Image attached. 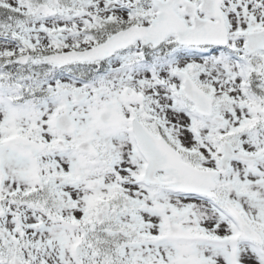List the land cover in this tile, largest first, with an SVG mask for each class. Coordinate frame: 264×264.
Here are the masks:
<instances>
[{
  "label": "snow or ice",
  "instance_id": "1",
  "mask_svg": "<svg viewBox=\"0 0 264 264\" xmlns=\"http://www.w3.org/2000/svg\"><path fill=\"white\" fill-rule=\"evenodd\" d=\"M0 264H264V0H0Z\"/></svg>",
  "mask_w": 264,
  "mask_h": 264
}]
</instances>
